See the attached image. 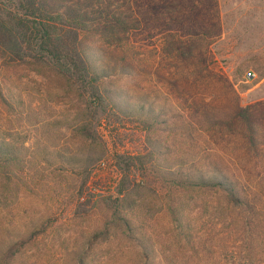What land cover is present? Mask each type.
<instances>
[{
  "label": "rangeland",
  "instance_id": "374dc122",
  "mask_svg": "<svg viewBox=\"0 0 264 264\" xmlns=\"http://www.w3.org/2000/svg\"><path fill=\"white\" fill-rule=\"evenodd\" d=\"M182 2L49 0L54 11L90 17L95 65L114 90L107 104L119 117L107 124L102 108L52 65H31L0 45V156L15 159L0 167V259L264 264V0ZM13 7L0 0V10ZM238 106H251L253 140L235 117ZM148 137L168 147L167 161ZM123 154L135 162L134 202L121 209L132 230L108 237ZM179 158L185 174L196 165L229 173L249 206L229 205L220 192L179 191ZM178 208L183 229L171 214ZM140 241L152 249L146 263Z\"/></svg>",
  "mask_w": 264,
  "mask_h": 264
},
{
  "label": "trees",
  "instance_id": "16d2710c",
  "mask_svg": "<svg viewBox=\"0 0 264 264\" xmlns=\"http://www.w3.org/2000/svg\"><path fill=\"white\" fill-rule=\"evenodd\" d=\"M12 1L15 2V7L12 10H0V35L2 36L0 45L5 51L31 65L38 64L41 61L52 65L67 78L70 85H78L84 91V95L85 93L88 94L95 104L102 108L106 124L109 116L119 119L115 111L108 109L107 104V101L112 98L114 90L105 85L103 82L104 75L99 73L95 65L98 60L97 53L92 46L94 41L90 36L91 27L88 23L90 20L88 13L77 11L75 8L68 12L54 11L49 0ZM177 2V5L182 6V0H177ZM173 4L168 2L160 5L158 11L163 8L167 10ZM182 10L181 8L180 11ZM204 28L201 25L200 31ZM197 30L195 25H191L188 31L191 35L196 36ZM192 48L193 46H190L189 52L186 51L190 55H192V52H190ZM235 117L245 123L249 131V137L253 140L257 129H255L251 106H238L235 110ZM154 122V124H158L157 121ZM151 125L155 132L160 130L159 126L154 127L153 124ZM82 132L90 135L86 126L82 127ZM148 140L154 149L155 156L167 161L170 150L160 142L159 137H148ZM124 155L118 156L120 163L116 164L121 178L117 184V203L113 207L114 210L110 216L108 227L103 232L108 237L118 229H125L128 233L132 230V221L122 213L121 209L126 205L130 206L134 202L130 197L131 188L134 186V180L130 172L135 166V162L132 161L133 159L130 158L129 154ZM139 157L138 153L133 155L134 159H139ZM14 160V156L9 154L4 157L0 156V167L4 169ZM182 160L179 158L177 166L181 169L176 171V178H178L176 186L179 191L184 189L195 193L220 192L221 197H225L229 205H235L236 207L249 206L250 203L247 201L246 195H242L243 191L240 192L238 180L233 179L229 173L215 165H209L205 171L196 165L194 166L196 167L194 172L191 170V173L185 174L183 168L187 167L188 164ZM195 172H198V174H194ZM139 183L135 185L137 188L140 187ZM217 198L219 199V197ZM182 204L181 201L179 206ZM178 209L180 211L172 210L171 214L173 220L183 229L186 227L181 219L182 209ZM189 234H187L188 238L190 237ZM36 235L37 233L34 232L33 236ZM15 246L18 247V244ZM149 249L152 250L145 241H140L138 254L140 255L139 258L145 263L151 252ZM10 250H14L13 246ZM0 264H13V260L0 259Z\"/></svg>",
  "mask_w": 264,
  "mask_h": 264
},
{
  "label": "built area",
  "instance_id": "2783aa9c",
  "mask_svg": "<svg viewBox=\"0 0 264 264\" xmlns=\"http://www.w3.org/2000/svg\"><path fill=\"white\" fill-rule=\"evenodd\" d=\"M255 73L249 72L248 75L246 76L247 80L254 79L255 78Z\"/></svg>",
  "mask_w": 264,
  "mask_h": 264
}]
</instances>
